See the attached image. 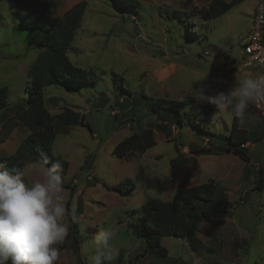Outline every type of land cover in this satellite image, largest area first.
Instances as JSON below:
<instances>
[{
  "label": "rangeland",
  "instance_id": "obj_1",
  "mask_svg": "<svg viewBox=\"0 0 264 264\" xmlns=\"http://www.w3.org/2000/svg\"><path fill=\"white\" fill-rule=\"evenodd\" d=\"M30 1L31 10L28 0H0V88L9 90L4 121L27 107L34 45L45 36L22 26L21 20L42 12L62 16L83 0ZM85 1L83 23L68 55L74 65L92 71L88 81L96 85L75 80L45 90V105L55 126L53 154L69 162L62 178L63 202L65 208L69 203L78 226L79 257L69 243L57 264H90L85 242L106 227L116 234L112 244L119 256L114 264H264V183L254 188L260 175L264 177V138L246 144L248 163L222 151L189 156L190 144L210 148L227 144L217 137L231 132L234 119L216 116L215 107L196 101L193 90L209 85V95L227 92L235 81L251 76L252 68L243 67L244 46L260 0H216L212 8V0H131L130 5L136 3L131 8L111 0ZM231 3L228 11L221 12ZM202 10L211 11L209 19ZM146 97L192 98L196 105L211 106L214 113L209 122L208 115L188 106L180 116L181 127L174 110L163 111L168 117L158 121L148 110ZM120 100L127 102L125 110L117 105ZM71 113L78 122L84 117L86 125L65 124ZM4 121H0V158L14 155L28 136L26 129L10 130ZM166 122L163 132L156 127ZM239 127L252 136L264 131V119L252 102ZM146 128L155 132L154 147L130 160L113 154L117 144ZM29 165L25 179L31 184L42 179L45 166L30 160L24 168ZM125 181L134 183V190L124 187V194L113 190ZM209 181L217 186L216 200L229 203L227 215L217 225L202 222L194 248L185 239L163 237L168 254L156 256L132 229L144 203L150 198L173 200L182 185ZM68 187L74 188L72 197ZM62 222L69 225L67 214Z\"/></svg>",
  "mask_w": 264,
  "mask_h": 264
},
{
  "label": "trees",
  "instance_id": "obj_2",
  "mask_svg": "<svg viewBox=\"0 0 264 264\" xmlns=\"http://www.w3.org/2000/svg\"><path fill=\"white\" fill-rule=\"evenodd\" d=\"M28 1L30 2L27 4L28 9L31 10L33 5L30 0ZM111 1L125 8H131L136 5L135 2L130 5L131 0ZM215 2L216 0H212L210 3L211 8ZM233 4L231 3L228 7L223 8L221 12L225 13ZM87 7L88 1L83 0L67 10L62 16L51 17L42 12L39 15L35 14L31 16L29 19L21 20L22 26L32 30H41L45 32V36L34 45L35 56L28 70V85L26 88L28 92L27 107L6 121H4V112L8 107L9 90L7 87L0 88V121H4L3 126H10V130L14 126H17L28 131V136L21 143L14 155L0 158V163H5L9 169H23L26 162L30 160L39 161L40 163L47 160L49 162L47 167H50L52 162L59 160L63 168L58 174L63 178L68 173L69 162L53 154L55 126L53 118L45 105V90L51 86L73 84L75 80H84L90 86L96 85L94 80L88 81L92 71L74 65L68 55L73 47L78 30L82 26ZM210 10H202V16L209 19L212 14ZM2 19L3 17L0 14V24ZM126 104L125 100H120V103L119 101L117 102V105H120L123 110L126 109ZM146 104L151 114L157 116L158 121L168 117V114L163 111H176L181 127L182 119L180 116L182 112L187 113L185 109L188 106H192L198 112L208 115L209 122L213 113L211 106L196 105L195 100L192 98H188L186 101H174L169 99L153 100L146 97ZM253 110L255 109L253 108ZM115 117L118 118L116 115ZM261 117L264 119L263 116ZM191 118L196 120L197 114H191ZM84 121L85 118L81 117L78 122L74 114L71 113L70 117L65 118L64 123L72 126L79 124L85 126ZM139 121L138 125H140ZM189 126L194 128L193 124H189ZM156 127L163 132L165 127H168V123L166 122L164 127L162 124H156ZM1 133L3 135V131ZM252 133L253 136L248 131L242 130L239 127V121L234 119L231 132L225 135L219 134L217 137L218 140L222 139L227 144L222 147L216 146V148L190 144L189 153L195 157L196 155L206 154L218 155L220 154L218 151H222L232 153L248 163L250 162L249 147H246V144H250L252 140L264 138V131L260 134H257V132ZM7 134L5 133L6 136ZM156 143L154 130L146 128L140 130L138 133L131 134L117 144L113 150V154L121 160H130L135 155L145 154ZM242 145L245 146L243 147ZM180 159L181 153H179V159L177 160ZM184 161L186 162L187 160L185 159ZM171 164H173V161ZM247 175L248 177L251 175L249 170H247ZM263 183L264 177L261 174L254 188H261ZM62 186L65 185L62 183ZM124 187H126L127 191H132L135 186L134 183L125 181L113 187V190L124 194ZM68 188L71 190L70 197H72L74 188ZM216 195L217 186L214 181L202 183L195 187L182 185L173 200L148 199L142 206V216L137 218L132 225V229L138 238L144 240L147 248L154 251L158 257H165L168 254L167 248L162 244L163 237L172 236L185 239L194 248L193 242L199 225L202 222H209L212 225L219 224L230 209L229 203L217 201ZM196 207L198 210H196ZM66 214L69 223L68 235L65 241L59 245V249L60 252L65 250L69 247L70 243L75 255L79 257L78 226L73 219L69 203L66 207ZM81 214V210L77 209L76 215L80 216Z\"/></svg>",
  "mask_w": 264,
  "mask_h": 264
},
{
  "label": "clouds",
  "instance_id": "obj_3",
  "mask_svg": "<svg viewBox=\"0 0 264 264\" xmlns=\"http://www.w3.org/2000/svg\"><path fill=\"white\" fill-rule=\"evenodd\" d=\"M193 91L196 101L215 107L216 116L244 124L249 104L264 99V73L240 78L227 92L209 95V85ZM48 163L42 162V179L31 184L25 179L31 165L17 170L0 163V264H57L59 245L68 235L62 222L66 208L58 174L63 165L59 160L50 167ZM115 236L106 227L85 242L90 264H114L119 256L112 244Z\"/></svg>",
  "mask_w": 264,
  "mask_h": 264
},
{
  "label": "built area",
  "instance_id": "obj_4",
  "mask_svg": "<svg viewBox=\"0 0 264 264\" xmlns=\"http://www.w3.org/2000/svg\"><path fill=\"white\" fill-rule=\"evenodd\" d=\"M243 67L252 68L255 74L264 73V3L255 7L253 25L244 46ZM252 107L264 117V99L253 101ZM243 147L245 145H242ZM258 165V164H257Z\"/></svg>",
  "mask_w": 264,
  "mask_h": 264
},
{
  "label": "crops",
  "instance_id": "obj_5",
  "mask_svg": "<svg viewBox=\"0 0 264 264\" xmlns=\"http://www.w3.org/2000/svg\"><path fill=\"white\" fill-rule=\"evenodd\" d=\"M260 1H261V0H260ZM260 1H259L258 3H260ZM73 6H74V5H73ZM73 6H72V7H73ZM256 6H257V5H256ZM72 7H71V8H72ZM71 8H70V9H71ZM250 30H251V29L248 30V35H249ZM247 37H248V36H247ZM254 74H255V71H254V70H253L251 73H249V75H251V76H254ZM213 113H214V109H213ZM213 113H212V115H213ZM189 156H191V155H189ZM192 157H193V156H192ZM194 158H195V157H194Z\"/></svg>",
  "mask_w": 264,
  "mask_h": 264
}]
</instances>
